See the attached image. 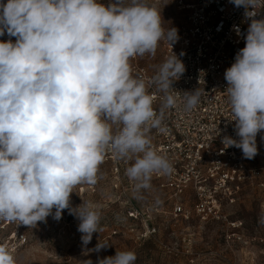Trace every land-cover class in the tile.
I'll list each match as a JSON object with an SVG mask.
<instances>
[{
	"label": "clouds",
	"instance_id": "obj_1",
	"mask_svg": "<svg viewBox=\"0 0 264 264\" xmlns=\"http://www.w3.org/2000/svg\"><path fill=\"white\" fill-rule=\"evenodd\" d=\"M231 2L243 6L251 22L245 46L224 73L239 139L224 136L222 144L252 159L264 130V19H255L264 0ZM5 32L16 40L0 42V220L34 227L49 216L59 221L68 210L79 220L86 247L103 230L101 212L91 203L72 207L70 195L103 178L107 154L131 162L125 175L134 198L152 193L153 176L174 170L151 132L165 131V109L177 105L172 83L185 65L171 53L146 82L133 74L130 61L155 56L161 41L172 46L178 29L164 28L148 0L108 6L98 0H0V36ZM150 84L164 94L159 110ZM200 98L199 89L185 92V109H194ZM107 246L98 241L90 251ZM136 260L135 251L116 250L98 264ZM0 264H17L7 244H0Z\"/></svg>",
	"mask_w": 264,
	"mask_h": 264
},
{
	"label": "built area",
	"instance_id": "obj_2",
	"mask_svg": "<svg viewBox=\"0 0 264 264\" xmlns=\"http://www.w3.org/2000/svg\"><path fill=\"white\" fill-rule=\"evenodd\" d=\"M7 3V0H3ZM110 2H105L108 6ZM172 3L185 11L186 25L178 33L179 39L170 46L162 43L163 60L171 53L177 55L185 65V72L172 83V94L177 97V105L165 109L164 132L153 129V144L172 162L174 170L167 175L153 176L158 188L171 192L174 196L173 215L185 219L189 217L180 196L191 191L194 197L193 211L200 221L227 220L222 213L226 205L234 203L236 194L243 184L255 185L264 189V181H257L264 174V168L250 165L236 147L225 148L224 136H236L234 116L227 98V81L224 73L234 63L237 52L245 46L247 28L250 20L245 17V8L236 7L231 0H150L154 6ZM255 19H264V7L258 10ZM239 33V34H238ZM16 38L7 32L0 36V42ZM183 53V55H180ZM131 60L133 74L146 82L156 74ZM199 89V104L192 110L184 107V93ZM149 92L156 96L154 109L159 110L163 93L155 84L149 85ZM264 130L256 136L257 148L264 146ZM118 172L119 161L109 153L106 155ZM264 208V199L261 203ZM9 222L4 221L2 227ZM222 232L225 247L206 250H184L182 246L169 248L175 255H192L188 262L176 259L175 264H264L256 262L251 255L241 257L244 252L236 249L235 244L247 245L253 241L264 253V232L246 236L241 232V221H227ZM179 235H184L180 232ZM249 238V241H247ZM27 236L18 227L4 240L11 253L23 246ZM246 253V252H245ZM229 254L230 257H226Z\"/></svg>",
	"mask_w": 264,
	"mask_h": 264
},
{
	"label": "rangeland",
	"instance_id": "obj_3",
	"mask_svg": "<svg viewBox=\"0 0 264 264\" xmlns=\"http://www.w3.org/2000/svg\"><path fill=\"white\" fill-rule=\"evenodd\" d=\"M107 1L115 2L98 0L103 5ZM148 3L150 4V0ZM155 7L161 13L164 28L175 27L179 33L185 27V11L172 3H162ZM136 60L148 71L157 73L158 66L164 61L162 43H159L155 56L145 54L143 57L137 56ZM117 159L118 172L114 171L112 160L105 156L100 165L103 178L95 186H76L70 195L72 207L83 202L91 203L98 205L101 212L100 226L103 230L93 233L92 240L86 247L82 244V233L77 230L79 220L69 215L68 210L63 211L59 221L49 216L46 222H37L34 227L18 222L2 227L4 221L0 220V244L17 227L27 236L26 243L11 253L16 257L17 264H81V260L85 259H91L93 264H98V259L114 256L116 250L135 251V264H175L176 259L188 262L192 255L176 256L169 248L182 246L183 249L203 251L225 247L222 232L226 231L227 221H241L243 226L240 231L246 236L264 232V208L261 206L264 189L243 184L234 203L223 209L222 213L227 220L218 221H200L195 216L194 197L188 190L180 196L189 214L185 219L173 215L174 196L171 192L158 188L154 179L152 193H146L143 198H134L133 183L125 175V169L131 162ZM249 163L264 168V146L258 149L254 158L249 159ZM257 181H264V174ZM180 232L184 235H179ZM98 241L109 246L99 252L90 251ZM261 246L253 241L247 245L235 244L236 249L241 248L244 251L240 254L241 257L251 255L256 258V262L264 263V253L258 252ZM226 257H230L229 254Z\"/></svg>",
	"mask_w": 264,
	"mask_h": 264
}]
</instances>
